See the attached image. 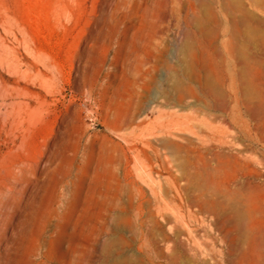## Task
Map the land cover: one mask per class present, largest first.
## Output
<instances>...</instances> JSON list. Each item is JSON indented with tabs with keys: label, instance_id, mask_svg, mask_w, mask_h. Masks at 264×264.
<instances>
[{
	"label": "rangeland",
	"instance_id": "obj_1",
	"mask_svg": "<svg viewBox=\"0 0 264 264\" xmlns=\"http://www.w3.org/2000/svg\"><path fill=\"white\" fill-rule=\"evenodd\" d=\"M243 10L0 0V264H264Z\"/></svg>",
	"mask_w": 264,
	"mask_h": 264
},
{
	"label": "bare ground",
	"instance_id": "obj_2",
	"mask_svg": "<svg viewBox=\"0 0 264 264\" xmlns=\"http://www.w3.org/2000/svg\"><path fill=\"white\" fill-rule=\"evenodd\" d=\"M234 9L242 11L236 6ZM239 24L243 26L244 32L243 55L241 56L235 47L234 56L235 60L242 64L239 75L246 76L244 82L240 84V91L245 97V108L249 120L255 122L257 129L263 126L260 137L264 138V102L262 101L264 83L259 81L260 77L264 78V72L261 70L264 61V21L243 10V17L239 19Z\"/></svg>",
	"mask_w": 264,
	"mask_h": 264
}]
</instances>
